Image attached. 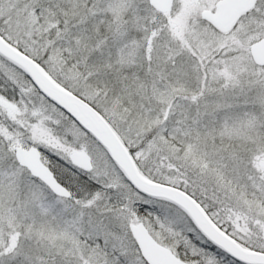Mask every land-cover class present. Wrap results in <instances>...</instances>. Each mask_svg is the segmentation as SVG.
I'll return each instance as SVG.
<instances>
[{
  "label": "snow or ice",
  "instance_id": "1",
  "mask_svg": "<svg viewBox=\"0 0 264 264\" xmlns=\"http://www.w3.org/2000/svg\"><path fill=\"white\" fill-rule=\"evenodd\" d=\"M0 264H264V0H0Z\"/></svg>",
  "mask_w": 264,
  "mask_h": 264
}]
</instances>
